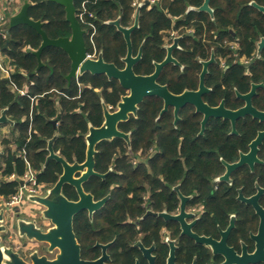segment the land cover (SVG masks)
<instances>
[{"label":"flooded vegetation","instance_id":"obj_1","mask_svg":"<svg viewBox=\"0 0 264 264\" xmlns=\"http://www.w3.org/2000/svg\"><path fill=\"white\" fill-rule=\"evenodd\" d=\"M134 1L128 24L120 17L106 22L125 42L119 59L105 60L103 50L96 48V29L90 33L83 28L84 38L89 34L95 47L90 52L85 38L87 57L102 55L104 61L125 69L128 43L118 25L109 21L118 19L121 27L130 28L139 6L141 13L144 6L150 8L159 0ZM169 19V25L157 32L161 42L154 49L150 70L142 73L135 67L150 35L142 36L135 46L138 18V26L129 34L132 57L140 55L132 68L138 75H152L155 63L170 56L156 81L169 94L182 97L145 96L137 112L129 110L117 124L128 139L113 137L96 145L95 174L82 187L94 202L102 203L79 212L91 223L87 236L92 240L90 246L79 242L81 256L103 258L106 264H264V0H200ZM85 73L70 81L65 78L71 84ZM107 78L116 80L124 92L115 103L100 95V120L95 125L87 121L85 157L79 163L86 160L90 124L102 126L105 105L110 113L116 112L130 94L119 79ZM143 105L149 115L138 121ZM137 122H144L139 133L144 145L139 147L133 145ZM5 125L10 131L14 126ZM104 142L117 144L110 148L114 159L128 161L98 162ZM0 151L4 154V146ZM64 188L69 199L79 198L74 185ZM6 246L28 261L34 250L54 254L50 258L57 253L48 252L47 246H31L29 254Z\"/></svg>","mask_w":264,"mask_h":264},{"label":"trees","instance_id":"obj_2","mask_svg":"<svg viewBox=\"0 0 264 264\" xmlns=\"http://www.w3.org/2000/svg\"><path fill=\"white\" fill-rule=\"evenodd\" d=\"M132 1H74L77 14L82 15L78 16L82 27L90 33L96 29V48L103 50L107 61L119 59V55L125 50V42L115 28L106 22L120 17L122 23L128 24L134 14ZM197 1L200 0H159L150 8L144 6L141 9L140 27L134 32L135 46H138L142 36H150L144 46L143 59L135 67L137 72L145 73L150 70V61L156 52L154 49L161 42L157 32L169 25V16H179L187 4H195ZM29 2V16L41 20L44 30L51 38L71 35L70 24L62 5L50 0ZM85 38L90 52H93L95 47L90 43L89 34ZM41 40L34 28L24 24L8 29L7 37L0 36V48L15 67L10 77L0 74V110L8 108L7 114L15 122L11 127V138L1 140L4 158L0 166V196L5 198L18 192L20 183L17 178L25 174L28 163L36 171L40 183L51 187L58 180L62 173L61 164L50 160L44 166L48 155V140L55 135L53 147L56 152L69 162L82 161L85 157L84 133L87 131V121L95 125L100 120V95L107 103H115L124 92L116 80H109L105 75L85 73L68 84L65 76L71 69V60L60 48H45L41 55L44 65L38 68V58L32 51L38 49ZM13 84L17 86L16 89L12 87ZM23 87L26 89L25 94L19 92ZM98 88L102 89L101 92H98ZM145 108L143 105L138 121L149 115ZM137 125L139 128L135 132L133 145L139 147L144 145L143 136L139 135L144 129V122H137ZM112 145L117 144L101 143V151L96 160L127 162V158H113L114 152L110 149ZM22 150L25 153L21 155ZM12 175L16 178L9 179ZM63 192L67 193L65 188ZM90 226L91 223L82 213L74 217V231L83 246L91 245L92 240L87 236Z\"/></svg>","mask_w":264,"mask_h":264},{"label":"water","instance_id":"obj_3","mask_svg":"<svg viewBox=\"0 0 264 264\" xmlns=\"http://www.w3.org/2000/svg\"><path fill=\"white\" fill-rule=\"evenodd\" d=\"M62 5L66 12V20L70 24L71 36L51 38L43 28L41 20H35L29 16L28 9L30 6L29 0H24L20 10L9 18L7 29L17 25H28L34 28L41 36V44L38 49L32 52L38 58V68L44 63L41 59L42 52L45 48L55 47L64 50L71 59V70L66 78L70 81L78 73L83 74L90 72L91 74H106L109 78H117L123 87L130 89V94L123 97V101L119 104L120 109L110 113L105 105V123L100 127H95L90 124L89 132L86 135L87 150L86 160L83 163L77 161L71 163L64 158L60 153L56 152L53 143L56 135L48 140L47 151L48 155L44 166L50 160H55L62 166V173L58 180L47 190L45 195H29L28 199L38 205L43 206L41 211L42 218L48 220L51 225L43 228L38 225L37 221L27 219L26 217H18L16 226L20 236L26 238V242L37 241L46 244L48 252L57 250L56 256L50 258L47 254L40 253L37 250L29 254V261L25 260L13 247L6 246L2 243L0 235V264H106L103 258L98 260H87L81 256L80 243L74 231V217L81 210L88 208L90 211L97 208L102 202H94L92 195L86 193L82 187V182L89 175L95 174L93 170L96 145L104 139L113 137H124L128 139V135L118 130L117 124L121 119L128 117L127 112L133 110L137 112V105L145 96L158 94L164 97L180 99L182 96H174L169 94L166 86L160 85L156 78L164 64L171 57L168 56L161 63H155L156 70L152 75H138L133 71V64L137 58L131 55V42L129 38L130 32L138 26V18L140 15L139 6L135 15V24L130 28H123L119 25V20L109 21L112 24L118 25V28L124 33L128 43V54L124 58L127 63L125 69H119L115 64L104 61L102 55L97 59L87 57V47L84 38L85 30L83 29L75 6V0H50ZM8 108L0 110V127L5 124L14 125L15 122L7 115ZM3 152L0 151V155ZM85 167L87 168L85 170ZM85 170V171H84ZM79 173V175H76ZM22 183V182H21ZM66 184H72L76 187L79 198L77 200L69 199L63 193V187ZM4 210L0 211V233L7 230L3 223ZM27 244V243H26Z\"/></svg>","mask_w":264,"mask_h":264},{"label":"built area","instance_id":"obj_4","mask_svg":"<svg viewBox=\"0 0 264 264\" xmlns=\"http://www.w3.org/2000/svg\"><path fill=\"white\" fill-rule=\"evenodd\" d=\"M19 1L20 0H0V36L7 37V23L9 19L6 9V3L12 5L18 3ZM136 3L137 1L135 0L134 4ZM77 16L80 15L77 14ZM6 59H8V61L6 62L7 66L2 67V69L6 73V76L3 77H10L15 67L11 64L8 56L4 54L0 48V66L3 65ZM13 85V88H15V84ZM23 93L24 92L22 91V94ZM14 178H16L15 175L9 177V179ZM17 180L20 183L19 190L17 193L11 195L8 198L0 196V211L1 209H3L6 218H12L11 223L14 222V217L16 216V214L18 215L19 213L24 212V210L29 215H33V213L31 212L33 209H30L29 206L31 204L35 205L36 203H33L28 199L29 195H45L47 190L49 189V186H47L45 183H40L38 181L36 171L30 166L29 163L25 174L21 177H18ZM17 208H19V210Z\"/></svg>","mask_w":264,"mask_h":264},{"label":"rangeland","instance_id":"obj_5","mask_svg":"<svg viewBox=\"0 0 264 264\" xmlns=\"http://www.w3.org/2000/svg\"><path fill=\"white\" fill-rule=\"evenodd\" d=\"M21 8V7H20ZM19 11V10H18ZM17 11V12H18ZM14 85H12L13 87ZM17 86L15 85V88L16 89ZM22 91L24 92L23 94L26 93V89L23 87L21 89H19V92L22 93ZM6 128V131L7 132H3V130L1 131L0 130V148H2V143H1V140L4 138L3 135L4 134H7L9 135V137L11 138L12 134L11 131H10V127L7 126V125H2L0 128ZM11 135V136H10ZM3 158H4V155L0 156V166H1V162L3 161ZM2 178V173L0 171V180ZM50 188V187H49ZM33 205V204H32ZM37 208H35L34 210H32L31 212L33 213V216H30V215H24V213H21L20 215H17L14 217V222L11 223V219L9 218H6L5 216V213H4V220H3V223L6 225L7 227V230L3 233H0V235L2 236V243L4 245H14L16 246V248L24 251L25 254H29L32 250H31V246H34V245H39V246H43L44 248L46 247V244L45 243H41V242H37V241H30V242H26V238L25 237H22L20 236L19 232H18V229H17V226H16V220L18 217H26V218H29V219H36L38 224H40L43 228H47L48 226H50V222L48 220H45L42 218V209H43V206L41 205H37L35 204ZM25 241V242H23ZM27 243V244H26ZM44 252V250H40V252ZM46 252V251H45ZM47 255L49 256H53L54 254H48L46 253Z\"/></svg>","mask_w":264,"mask_h":264},{"label":"crops","instance_id":"obj_6","mask_svg":"<svg viewBox=\"0 0 264 264\" xmlns=\"http://www.w3.org/2000/svg\"><path fill=\"white\" fill-rule=\"evenodd\" d=\"M23 1L24 0H20L18 3H16V4H12V5H10V4H8V3H6V9H7V13H8V19L12 16V15H14L15 13H17V11L18 10H20V7L22 6V4H23ZM9 21V20H8ZM7 60L6 61H4V63H3V65L2 66H0V74H1V76H6V73H5V71L2 69V67H6L7 66ZM21 93V92H20ZM22 94V93H21ZM3 130V132H7L6 131V128L4 127H2V128H0V130ZM1 130V131H2ZM4 135H7V134H4ZM0 150H1V148H0Z\"/></svg>","mask_w":264,"mask_h":264}]
</instances>
